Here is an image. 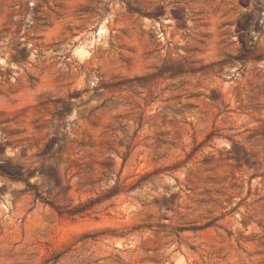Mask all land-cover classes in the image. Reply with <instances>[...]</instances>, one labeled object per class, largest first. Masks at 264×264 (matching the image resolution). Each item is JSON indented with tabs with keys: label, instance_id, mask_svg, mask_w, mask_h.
Here are the masks:
<instances>
[{
	"label": "rangeland",
	"instance_id": "374dc122",
	"mask_svg": "<svg viewBox=\"0 0 264 264\" xmlns=\"http://www.w3.org/2000/svg\"><path fill=\"white\" fill-rule=\"evenodd\" d=\"M0 264H264V0H0Z\"/></svg>",
	"mask_w": 264,
	"mask_h": 264
},
{
	"label": "trees",
	"instance_id": "16d2710c",
	"mask_svg": "<svg viewBox=\"0 0 264 264\" xmlns=\"http://www.w3.org/2000/svg\"><path fill=\"white\" fill-rule=\"evenodd\" d=\"M12 178H14V177H12ZM139 181L140 180H138L136 183L132 184L129 188H134L136 185L139 184ZM33 188H34L33 192H34L35 196L36 197L39 196V193H38L36 187H33ZM118 192H119V186L115 185L109 189H106L100 195L93 197V198H89L86 201L79 202L78 204L73 205V206L65 209L63 212L70 215V216L82 215L85 212H87L88 210H90L94 205L112 198L113 196L118 194Z\"/></svg>",
	"mask_w": 264,
	"mask_h": 264
}]
</instances>
